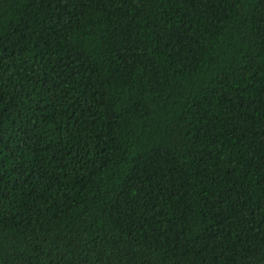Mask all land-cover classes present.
I'll return each mask as SVG.
<instances>
[{"label":"trees","instance_id":"trees-1","mask_svg":"<svg viewBox=\"0 0 264 264\" xmlns=\"http://www.w3.org/2000/svg\"><path fill=\"white\" fill-rule=\"evenodd\" d=\"M0 264H264V0H0Z\"/></svg>","mask_w":264,"mask_h":264}]
</instances>
